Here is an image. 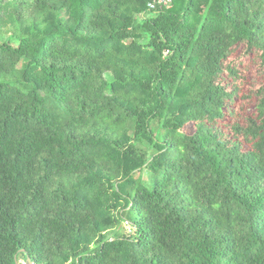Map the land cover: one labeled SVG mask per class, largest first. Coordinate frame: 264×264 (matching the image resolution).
Here are the masks:
<instances>
[{
	"label": "trees",
	"instance_id": "16d2710c",
	"mask_svg": "<svg viewBox=\"0 0 264 264\" xmlns=\"http://www.w3.org/2000/svg\"><path fill=\"white\" fill-rule=\"evenodd\" d=\"M151 1L0 0V264H264V0Z\"/></svg>",
	"mask_w": 264,
	"mask_h": 264
},
{
	"label": "rangeland",
	"instance_id": "374dc122",
	"mask_svg": "<svg viewBox=\"0 0 264 264\" xmlns=\"http://www.w3.org/2000/svg\"><path fill=\"white\" fill-rule=\"evenodd\" d=\"M3 26H9V22L6 21ZM229 62L239 73L236 83L239 87V94L232 103L231 112L220 123V127L226 133L230 132L233 124L236 122L243 124L246 116L254 114L257 103L255 92L264 86V72L260 66L257 51L247 52L246 47L240 45L228 58L227 64ZM20 262L25 264L23 259Z\"/></svg>",
	"mask_w": 264,
	"mask_h": 264
},
{
	"label": "built area",
	"instance_id": "2783aa9c",
	"mask_svg": "<svg viewBox=\"0 0 264 264\" xmlns=\"http://www.w3.org/2000/svg\"><path fill=\"white\" fill-rule=\"evenodd\" d=\"M174 0H153L148 4L149 11H156L158 9L171 8Z\"/></svg>",
	"mask_w": 264,
	"mask_h": 264
},
{
	"label": "water",
	"instance_id": "95a60500",
	"mask_svg": "<svg viewBox=\"0 0 264 264\" xmlns=\"http://www.w3.org/2000/svg\"><path fill=\"white\" fill-rule=\"evenodd\" d=\"M27 263H28V264H33V263L30 261V258H29V257L27 258Z\"/></svg>",
	"mask_w": 264,
	"mask_h": 264
}]
</instances>
